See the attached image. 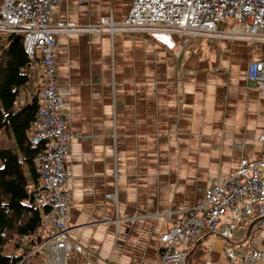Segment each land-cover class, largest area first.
Returning <instances> with one entry per match:
<instances>
[{"label": "crops", "instance_id": "crops-1", "mask_svg": "<svg viewBox=\"0 0 264 264\" xmlns=\"http://www.w3.org/2000/svg\"><path fill=\"white\" fill-rule=\"evenodd\" d=\"M131 1L60 0L51 22H120ZM56 45V76L74 135L66 160L67 226L82 248L67 264H157L161 235L201 203L204 189L233 175L241 158L260 159L264 103L246 72L264 53L201 38L180 52L178 36L142 33L59 34ZM28 79L20 107L37 97L39 66ZM256 222L238 228L230 242L237 255L264 246ZM224 245L204 234L186 246L187 264H232Z\"/></svg>", "mask_w": 264, "mask_h": 264}, {"label": "built area", "instance_id": "built-area-1", "mask_svg": "<svg viewBox=\"0 0 264 264\" xmlns=\"http://www.w3.org/2000/svg\"><path fill=\"white\" fill-rule=\"evenodd\" d=\"M59 2L0 0V33L23 37L25 52L41 70L39 106L29 135L33 145L44 148V153L34 159L40 188L35 207L41 212V226L33 237L24 240L27 243L39 236L44 238L34 250L45 257L41 264H67L71 253H82L67 226L71 204L67 179L71 171L66 160L74 135L67 129L66 92L59 88L56 76L57 35L142 33L161 39L175 35L179 37L180 52L194 39H223L256 45L264 53V0H132L122 21L103 17L89 28L51 22ZM228 19L234 24L220 30ZM246 79L264 103V56L248 64ZM258 142L259 160L241 158L233 175L205 188L201 203L188 209L161 235L157 264H187L190 252L186 246L204 234L225 242L224 252L232 264L264 263V246L251 247L239 255L230 246L238 228L251 219H256L257 228L264 230V132Z\"/></svg>", "mask_w": 264, "mask_h": 264}, {"label": "trees", "instance_id": "trees-1", "mask_svg": "<svg viewBox=\"0 0 264 264\" xmlns=\"http://www.w3.org/2000/svg\"><path fill=\"white\" fill-rule=\"evenodd\" d=\"M0 34V132L10 139V146L0 148V264H41L34 250L44 238H31L41 226V212L35 207L40 195L39 174L34 159L44 153L42 145H33L29 137L39 106L33 100L20 107V89L29 79L26 74L35 61L27 55L24 38ZM29 175V179L27 177ZM12 244L14 253H3Z\"/></svg>", "mask_w": 264, "mask_h": 264}, {"label": "rangeland", "instance_id": "rangeland-1", "mask_svg": "<svg viewBox=\"0 0 264 264\" xmlns=\"http://www.w3.org/2000/svg\"><path fill=\"white\" fill-rule=\"evenodd\" d=\"M228 22H231L229 25L230 26H232L233 24H234V22L232 21V20H230V19H228L227 20V23ZM1 35H2V39L3 40H6V35H8V34H5V33H0ZM2 144H4V145H6L7 144V146H10V139H8V136L6 135V133L5 132H2L1 134H0V145H2ZM3 145V146H4ZM27 177H28V179H29V175H27ZM3 253L5 254V255H12L13 253H14V247H13V245L12 244H7L6 246H5V248H4V251H3ZM41 258H42V262H43V260L45 259V257H43V256H41Z\"/></svg>", "mask_w": 264, "mask_h": 264}, {"label": "water", "instance_id": "water-1", "mask_svg": "<svg viewBox=\"0 0 264 264\" xmlns=\"http://www.w3.org/2000/svg\"><path fill=\"white\" fill-rule=\"evenodd\" d=\"M18 39H20V36H16L15 40H18Z\"/></svg>", "mask_w": 264, "mask_h": 264}]
</instances>
